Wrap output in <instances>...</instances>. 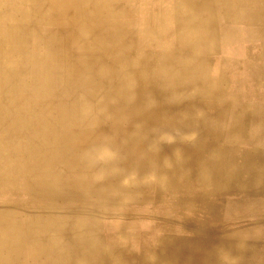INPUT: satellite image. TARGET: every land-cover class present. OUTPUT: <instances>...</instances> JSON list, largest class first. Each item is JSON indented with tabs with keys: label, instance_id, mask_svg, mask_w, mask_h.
<instances>
[{
	"label": "bare ground",
	"instance_id": "obj_1",
	"mask_svg": "<svg viewBox=\"0 0 264 264\" xmlns=\"http://www.w3.org/2000/svg\"><path fill=\"white\" fill-rule=\"evenodd\" d=\"M131 1L137 0L126 3ZM95 2L0 0V237L23 228L45 233L56 254L49 264L66 263L64 252L103 247L107 230L118 233L112 241L121 239L111 264H126L119 255L128 250L126 238L153 233L175 240L159 245L154 261L145 264H250L248 256L264 264V243L241 235L264 236V0H174L173 20L156 22V14L163 17L170 9L169 0H138L137 10L126 15L138 11L142 21L124 42L116 36L103 42L85 31L92 19L86 11ZM41 24L56 30L43 31ZM99 48L109 58L159 59V65L145 77L134 73L135 65L116 70L107 61L96 68L90 59ZM77 49L82 54H73ZM186 56L193 61L185 62ZM40 62H52L42 67L45 76L34 73ZM187 75L190 89L204 93L192 106L187 98L170 106L155 96L153 85L179 91ZM124 88L132 104L112 106L124 102L115 95ZM225 92L228 102L222 100ZM161 134L172 141L163 142ZM11 155L19 158L5 159ZM105 156L112 159L111 172L153 170L161 178L156 187L134 182L143 189L138 193L125 181L130 197L114 186V193L101 191L103 200L114 194L113 199L94 211L84 203L88 193L77 196L73 187L104 168ZM107 182L115 184L114 178ZM228 194L251 201V227L231 229L220 218L214 205ZM92 212L120 219L93 229L85 219ZM133 217L151 222L129 225L125 220ZM14 242H0V264L27 263L9 251ZM38 257L34 253L33 262ZM80 260L90 264L84 255Z\"/></svg>",
	"mask_w": 264,
	"mask_h": 264
},
{
	"label": "rangeland",
	"instance_id": "obj_2",
	"mask_svg": "<svg viewBox=\"0 0 264 264\" xmlns=\"http://www.w3.org/2000/svg\"><path fill=\"white\" fill-rule=\"evenodd\" d=\"M157 1H159V0H154V2L156 4H157ZM168 4L170 6V9H168L166 11V13L163 15V17H160V18H163L164 20L168 19V21H171V20H173V17H172L173 14L169 10H172V8L174 10V0H169ZM171 24L169 22L165 23V25L169 28H171L170 27V26H172ZM171 29L176 30L174 28H171ZM44 60L45 59H43L42 61H44ZM170 60H172V59H170ZM174 60L175 59H173L172 61H174ZM184 60L187 63L188 62L191 63L193 61V59H191V60L187 59V56H186V59H184ZM157 61H159V59H136V60L135 59H123V60H120L119 63H115L114 66H118L120 63H121V66H127V67H129V65H131V66L135 65L136 71L134 73H136L137 76L140 73L141 74L143 73V77H145L144 73H146V72L154 71V74H155L156 66L159 65V63H157ZM155 62H156V64H155ZM163 62L165 63V61H163ZM196 62L197 61H195V63ZM51 64H52V62H48V63L40 62V63H38L36 65L37 68H35L34 73L37 75L39 74L41 76L47 75L48 71L46 72L45 70L42 69V67L43 66H50ZM40 65H41V67H40ZM53 66H54V64H53ZM56 66H57V64H56ZM153 66H155V67H153ZM39 67L42 69V71L39 70L40 69ZM143 77L141 75L140 80H142ZM158 78H160V76ZM185 78H187V79L183 80L180 83V86L182 88L180 87L179 91H175L173 88L169 89L164 85L163 86L160 85V87L158 85L156 86V84L153 85V87L155 89L154 88H152V89L154 90L155 96L167 98L168 100H170V106H175L179 99L187 98L188 101H187L186 105L192 106L193 104H195L196 100L199 97L204 96V93L200 94L199 90L190 89L189 81H190V78H192L191 75H187V77H185ZM122 90H125V92H122L120 94H115V95H120L122 98H124V102L112 103V106L131 105L132 104V103H130L132 96L127 94L128 89L124 88ZM155 90H156V92H155ZM159 90H162V91H159ZM157 91H159V93L160 92H162V93L158 94ZM234 96H235V94H234ZM230 99H231L230 93L225 92L223 94L222 100H226L228 102V100H230ZM215 104L216 103H213L210 106L214 107V106H216ZM13 109L12 110L10 109V111H13ZM0 111L5 112V110H0ZM172 113L174 115H177V111H172ZM181 121L184 122V120H181ZM122 127L123 128H133L134 126L133 125H123ZM1 141H2V139L0 140V142ZM17 146H18V148H19V146H22L21 149H23V142L17 141L16 147ZM17 158H19V157L16 155L15 156L11 155L10 157L5 158V159L6 160H12V159L17 160ZM128 160L131 162L130 159H128ZM110 161L112 162V159L105 156V162L107 164L104 168L100 169L99 172H96V174L100 175V176L109 174L108 168L110 169V166H108V164H111ZM126 174L127 173H123V172H121V173L120 172H114L112 174V177L115 180V184L107 185L105 188V192H108V194H109V192L114 193V190L111 189L112 186H114L116 188H120L121 191L123 190L122 192H125V194L128 197L132 196L130 194V192L128 190H126L123 186L125 183H124V180L122 177L123 176L125 177ZM145 174L148 175V174H150V172H145ZM154 175L159 176V174H157V173ZM223 175L224 174L222 172L218 173V176H223ZM65 185L66 184H64V187H65ZM64 187H62V190H61L62 192H64ZM84 187H86V188H84ZM65 190H67V188ZM73 192L76 193L77 196H80V194L82 192H87L88 196L84 202L87 205L92 204V205H105V206H107L108 205L107 202L111 201L113 199V196H114V194L108 195L107 199H104V200L102 198H98L99 194L101 193V189H97V187L93 186L90 183V181H86L84 186H80L79 184H75V186L73 187ZM216 192H217V190L214 189L212 191L213 194H211V196H214V193L216 194ZM219 203H220L219 205H218V203L217 204L214 203L215 204L214 208L216 210L218 209L220 211V218L221 219H224V218H226V219L242 218L244 215L251 213V211L253 210L250 205L246 204L245 202H239L236 200L235 197H232V196L230 197L229 195L223 196V201H221ZM132 207H134V206L132 205ZM146 208L147 209L150 208V210L154 209L153 206H151L150 204L146 205ZM85 219L89 223L90 228L96 229L97 227L107 225L108 223L109 224L114 223V222L118 223L120 218H113V217L108 218L106 216H98L96 214H90V215L86 216ZM24 221H26V220L24 219ZM150 222L151 221H149V220L148 221L147 220H140V218H138V217H133V218H131V221H129L127 223L129 225L130 224L140 225V228H141V226H143V227L148 226L150 224ZM38 223L41 225H46L47 221L42 220L41 222L38 221ZM24 224H26V222H24ZM228 226H230V225H228ZM71 234L74 236L75 232H73ZM44 235H45V233H41L40 235H38L37 233L30 232L29 230H25L23 228V230L19 231L15 235L9 234V236L7 238L0 237V242L5 241V240L12 241V242L15 241L16 242V243L14 242L15 245L10 247L9 251L11 253H19L20 255H22L27 260V261L25 260L27 262L26 264H45V263L49 264L50 263L49 260L54 258L56 254L55 253L51 254L50 250L54 247H53V245H51V244L48 245V243H47V242L53 243L52 238L46 237ZM114 235H116V234L112 233L111 236L108 237L107 243L103 247H97V245L94 244L90 250H88L85 253L82 252V254L79 251L73 252L72 255L66 254V252H64L63 253L64 257L67 258L65 260H68L64 264H82L81 260H80V256H82V255H84L85 257H87L89 259L90 264H111L115 260V257H116V256H114L115 255L114 251H117L116 249H118V247H117L118 242L121 241V239H119V238L117 240L112 241L111 237ZM241 235H242V238L255 237V235L253 236V234L250 232H242ZM189 238H186L187 243H189V241H190ZM92 239H93V242H95L93 237H92ZM173 240H175V239L170 237V236H166L165 234L160 235L158 233H153L152 235L150 234L147 236H140L139 235L137 237V243L135 246L134 253L131 254V256L130 255L127 256V259L129 260L128 264H145L146 260H153L154 261L158 246L160 245V249H163L167 245L168 242L174 243ZM175 242H179V240H176ZM34 253L39 254V257H38V259H40L39 262H33V254ZM48 254H51V255H48ZM28 258H29V260H28ZM55 259L56 258L51 260V262H53ZM248 259H251L250 264H259L258 261L259 260L261 261V258L256 259L254 256H248V258L247 259L245 258L244 260H248ZM151 264H155V263L153 262Z\"/></svg>",
	"mask_w": 264,
	"mask_h": 264
},
{
	"label": "crops",
	"instance_id": "obj_3",
	"mask_svg": "<svg viewBox=\"0 0 264 264\" xmlns=\"http://www.w3.org/2000/svg\"><path fill=\"white\" fill-rule=\"evenodd\" d=\"M137 1H133V2L131 1L129 3H126V0H118V1L117 0H106L105 2L111 3V4H108V3L102 2V0H96L94 6H91L89 8L88 12L86 11V14L89 15V17L92 18V19H91V21L89 23L90 26L88 25L89 27L87 25L85 27L83 26L85 31H88V32L90 31V33L92 34L93 37L97 36V39H101L103 42H107L106 41L107 37H110V36L120 37L121 38L120 41H122V42L127 41L128 38L131 39L132 36H133L134 31L136 30L135 29L136 26L138 27L140 21H142V16L137 11L136 13L132 12L127 17L126 11L127 10H129V11L137 10V5H138ZM97 2H99V3H97ZM97 4H98V6H96ZM106 4H108V5H106ZM120 8H121V10H120ZM105 9H108L109 11L107 12V11H105ZM119 11L121 13H119ZM111 15H113V17ZM75 16L79 17L78 12L77 13L74 12V17ZM154 19H155V22H156V20L157 21L160 20V17L157 16V14H156V16H154ZM77 21H78V18H77ZM120 24H122V25H120ZM39 28L41 30H43V31H55L56 30V26H54V25H43V24H41V25H39ZM75 53L82 54V52L80 50H78V49L73 51V54H75ZM108 53H109V51H107V50L105 51L104 49H100V48L96 49L95 52H93V55H92L93 59H90V60H94V61L96 60V63H95V67L96 68H103V67L107 66V61L109 63H111L113 66H114L115 63H119L120 60H118V59H120V57L109 58L107 56ZM110 59L115 60V62L113 63L112 60L110 62ZM125 59H128V58H125ZM71 60L76 61V60H79V59H70V60L64 59L63 61L67 64V61H71ZM121 60H123V59H121ZM121 67L125 68V66H121V63L118 66H114V68L116 70H121ZM228 123L229 122L227 121V125H229ZM186 136L189 138V135H186ZM158 138L159 139L161 138L160 140H162L163 142H171L172 141V137L167 135V134H161L160 137L158 135ZM129 170L130 171L123 172V173H127V174H126L125 177L123 176L122 178H123L124 182L126 181L127 183H131L130 186H128V187H130V189H134L133 191L136 190V193L142 192L143 189L141 191V189H139V187H137L136 185L134 186V184H133L134 182H136L138 180L150 181L152 183V186L156 187L157 181H159L160 178H161V175L159 174V171L157 172V174H159V176L158 175L156 176V175H154L156 173L153 170L146 171V172H150V174H148V175H146L147 173L145 174V172L139 173L138 170L136 172L133 169H129ZM111 171L112 170L109 171V174H106V175H103V176H100V175H97L96 173H94L89 178L90 183L96 184L97 187L99 189H101L102 192L105 193L106 186L110 185V183H108L107 180L113 179L112 174L114 172H111ZM101 183H102V185H100ZM127 183H125V184H127ZM102 192L99 194L98 198H102V196H103ZM228 195L231 197L230 194H228ZM232 197H235L236 200H237L236 196L232 195ZM239 202H245L246 204H248L251 207H253L251 205V201L248 200L245 196H243ZM88 206L93 208L94 211L101 210L102 208H105V207H102V205L101 206L99 205L100 207H98L97 205H92V204L88 205ZM253 213L254 212L252 210L251 213H248V214L244 215L242 218H237V219H226V218H224L223 222H225L227 224V227H230L231 229H233V228H241L240 230H243L246 227L249 228V227L252 226V221L254 219V214ZM91 214H96L97 215V213H95V212H92ZM138 218H140V217H138ZM140 220H142V219L140 218ZM145 220L151 221V219H149V218H147ZM245 220H247V221H245ZM125 221L129 222V221H131V218L126 219ZM228 225H230V226H228ZM263 225H258V227L262 229ZM111 234L112 233L108 232V230H107V232L104 233L105 240H107L108 237L111 236ZM117 234L114 235V236H117ZM139 235L143 236L142 234H139ZM139 235H136V237H132L131 236L129 238H126V239H129V242L127 243L128 250L127 251L125 250V252L123 254H119V255H123L124 256V259L126 260V264L129 263L128 262L129 260L127 259V256H129V255L131 256V254L134 253L135 246H136V243H137V242L132 241L131 239H136V241H137V237ZM247 239L251 240V241H262L264 243V236L249 237ZM261 251H262V248H259L258 252L257 251H255V252H257L258 255H259V254H262V253H260ZM251 255H253V254H251Z\"/></svg>",
	"mask_w": 264,
	"mask_h": 264
}]
</instances>
